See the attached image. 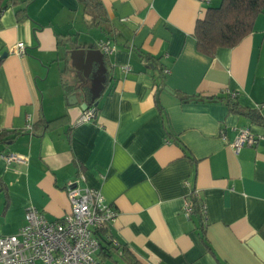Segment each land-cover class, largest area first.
<instances>
[{
	"label": "crops",
	"instance_id": "crops-1",
	"mask_svg": "<svg viewBox=\"0 0 264 264\" xmlns=\"http://www.w3.org/2000/svg\"><path fill=\"white\" fill-rule=\"evenodd\" d=\"M98 1L0 0V152L28 156L0 159V235L30 206L66 216L74 182L118 211L107 264H264V119L226 101L264 117V11L209 56L195 29L222 0ZM242 127L259 142L235 153ZM191 191L205 226L183 211Z\"/></svg>",
	"mask_w": 264,
	"mask_h": 264
},
{
	"label": "built area",
	"instance_id": "built-area-1",
	"mask_svg": "<svg viewBox=\"0 0 264 264\" xmlns=\"http://www.w3.org/2000/svg\"><path fill=\"white\" fill-rule=\"evenodd\" d=\"M209 1V0H201ZM105 54H112L116 46L109 41L98 44ZM18 54L25 53V45L19 42L15 48ZM126 69H129L128 66ZM169 70L166 69L165 73ZM97 106L88 107L80 121L95 118ZM259 136L249 127L239 128L231 146L235 153L244 147L255 146ZM0 159L8 164H26L28 156L14 152H0ZM71 211L58 220H50L34 206L25 214V223L15 234L0 235V264H107L98 257L101 245L97 231L109 228L118 211L108 203L99 189L82 187L70 182L66 188ZM191 198H198L191 191ZM193 199L184 206L187 217L195 214ZM203 224H207L206 205L200 204Z\"/></svg>",
	"mask_w": 264,
	"mask_h": 264
},
{
	"label": "trees",
	"instance_id": "trees-1",
	"mask_svg": "<svg viewBox=\"0 0 264 264\" xmlns=\"http://www.w3.org/2000/svg\"><path fill=\"white\" fill-rule=\"evenodd\" d=\"M86 7L97 8L98 0H84ZM264 11V0H222L216 7H209L203 19L199 20L195 29L197 48L200 52L213 56L219 47H234L253 30L257 16ZM2 8H0V13ZM18 12H22L18 11ZM95 24L98 23L95 19ZM182 96V99H188ZM227 104L232 111L246 114L254 121L261 122L264 117L257 110L240 107L236 101L227 98ZM200 201L193 199L195 213L202 219ZM108 228L96 232L100 241V249H110L113 243L105 234ZM105 233V234H104Z\"/></svg>",
	"mask_w": 264,
	"mask_h": 264
},
{
	"label": "water",
	"instance_id": "water-1",
	"mask_svg": "<svg viewBox=\"0 0 264 264\" xmlns=\"http://www.w3.org/2000/svg\"><path fill=\"white\" fill-rule=\"evenodd\" d=\"M76 89H79L80 91L82 90V86H76ZM75 97H77V94H74Z\"/></svg>",
	"mask_w": 264,
	"mask_h": 264
}]
</instances>
